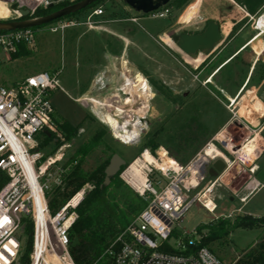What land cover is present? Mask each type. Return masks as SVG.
Returning a JSON list of instances; mask_svg holds the SVG:
<instances>
[{
    "label": "rangeland",
    "instance_id": "1",
    "mask_svg": "<svg viewBox=\"0 0 264 264\" xmlns=\"http://www.w3.org/2000/svg\"><path fill=\"white\" fill-rule=\"evenodd\" d=\"M2 2L9 11L18 10L17 4ZM246 2L187 0L182 6L169 5L166 18H154L152 15L134 13L122 0H101L78 15L63 18L80 23L76 26L51 32L50 28L57 26L56 21L36 29L33 46H26L30 49L28 55L9 61L2 56L0 84L13 85L43 72L50 76L58 73L56 80L59 89L49 94L54 121H67L79 129L69 140L56 130V139L47 144L44 136L39 135L38 147L43 145L41 153L48 158L61 146H69L63 149L65 161L83 143L98 136L100 144L82 158L81 169L84 172L92 171L108 158V154L114 152L127 164L118 179L138 197V193L126 183L123 174L128 176L125 171L134 161L145 163L143 153L147 152L157 159L159 152L165 151L159 148L153 153L143 147L144 143L155 132L170 127L173 113L180 111L184 115L189 111L196 112L198 118L199 112L201 120L196 125H204L205 128H193L196 134L203 136L217 129L196 153L191 155L190 149L181 154L183 158H188L185 165L193 159L197 160L198 154L203 156L206 145L218 135L217 142H213L218 149L231 144L236 151L231 152L234 155L226 156L228 163L223 172L216 178L207 175L201 185L188 195L191 198L199 194L202 203L210 201L216 207L214 212L208 213L201 205L192 204L181 222L174 225L178 233H194V239L199 234L204 237L208 231L204 229L198 233V227L219 220L233 224L236 218L244 215L264 216V186L251 197L252 189H246L252 180L264 185V138L260 135L264 128V116L255 118L256 123L250 125L239 115L240 106L234 107L243 95L248 97L241 105L246 111L250 110L249 105L253 101H259L264 106V79L255 85L257 70L251 82L245 86L250 70L246 63L251 64L256 57L264 63V28L255 29L257 18L264 16V1L254 13L246 9ZM95 9H102L103 16L95 18V27L89 30L82 23ZM245 14L247 16L243 19ZM16 17L0 20H13ZM36 17L41 16L34 13L30 18ZM207 21H215L222 26V42L208 58L202 57L196 65H191L188 58L170 42V38L183 32H200ZM244 44L250 48L239 55L241 61L232 60L217 73V69ZM121 72L126 73V78H120ZM230 77L232 82L229 81ZM223 85L224 89H221ZM251 98L253 101L249 102ZM205 100L210 103L209 106L205 105ZM213 108L224 111L227 120L221 126L210 121L213 117L209 118V112ZM135 116L141 118V131L137 139L129 135V130L120 127L122 118L131 121ZM252 137L256 138L257 150L254 159L249 161L237 152ZM226 138L232 142H227ZM56 140L64 142L56 148ZM80 159L77 158L78 162ZM142 171H145L144 176L149 183L162 186L173 181V178L179 181L187 178L181 173L175 175L171 172L163 176L151 166ZM247 197L249 199L245 204L240 202V199ZM26 227L20 232L24 252L29 243ZM263 236L262 229H235L207 249L225 264H233L242 257L243 250L261 243Z\"/></svg>",
    "mask_w": 264,
    "mask_h": 264
},
{
    "label": "built area",
    "instance_id": "2",
    "mask_svg": "<svg viewBox=\"0 0 264 264\" xmlns=\"http://www.w3.org/2000/svg\"><path fill=\"white\" fill-rule=\"evenodd\" d=\"M1 1L17 4L18 10L14 11L16 18L20 17L19 10H27L31 17L37 10L65 7L78 2ZM168 14L169 10L164 8L153 13L152 17L166 18ZM102 16L103 10L95 9L82 24L88 29H94V19ZM78 24L80 23L61 19L50 31H63ZM33 37L34 31L31 29L0 32V61L2 56L9 61L20 46H33ZM57 74L50 76L43 72L13 85L0 84V173L6 178V183L0 188V264H23L24 244L20 232L27 222L32 227L27 264H74L69 255L68 233L77 219L76 209L89 188L83 187L76 191L51 214L45 195L63 184L68 170L62 166L63 149L69 146H61L53 156L45 158L37 142V137L41 134H56L49 94L59 89ZM223 140L225 139L220 141ZM226 140L232 142L231 139ZM213 142H217L216 137L211 139L206 149L213 146L225 158L227 155H234L230 153L234 150L231 144L218 149ZM197 157V160L189 161L188 165L178 164L179 172L159 171L163 176H167L166 173L169 172L175 175L181 173L187 177L185 180L173 178V181L162 186L149 183L146 178L143 189L135 191L147 205L131 219L102 256H110L113 264H225L210 250L201 246L200 234L194 239V233H178L174 228L192 204L201 205L208 213H213L216 209L210 201L200 202L199 194L191 198L188 195L201 185L207 177L208 167L216 160H221L225 166L227 163L222 158H208L205 166L199 169L196 163L201 156L198 154ZM75 164L76 161L73 162ZM250 172L253 173V170ZM191 178L196 180L195 186L188 182ZM250 187L262 186L252 180L246 189ZM244 201L245 199H240L241 203Z\"/></svg>",
    "mask_w": 264,
    "mask_h": 264
},
{
    "label": "trees",
    "instance_id": "3",
    "mask_svg": "<svg viewBox=\"0 0 264 264\" xmlns=\"http://www.w3.org/2000/svg\"><path fill=\"white\" fill-rule=\"evenodd\" d=\"M80 1V0H78ZM101 0L90 5L87 9L96 6ZM246 9L250 13H254L255 10L262 5L264 0H247ZM187 0H171L169 5L179 4L184 5ZM178 6V7H179ZM63 6L54 7L47 10H37L35 16H46L53 11L62 8ZM84 11V10H83ZM80 11L76 14L69 15L68 17L78 15L82 13ZM66 18V17H65ZM39 27L30 28L35 31ZM29 50L26 46H20L18 52L11 56V59H16L20 56H26L29 54ZM240 54L234 56L232 60L240 59ZM231 60V61H232ZM230 61V62H231ZM229 62V63H230ZM229 63L224 64L217 69L219 73L222 68ZM250 67V63H246ZM258 65V66H257ZM257 66V68H256ZM257 74L254 77L255 85L264 79V63L257 61L251 71L247 84L251 82V78L254 72ZM216 73V74H217ZM232 82V77L229 81ZM228 86V85H227ZM224 89V85L221 86ZM205 105H210L205 100ZM145 109L144 104H142ZM223 109L218 110L213 108L209 112V118L211 122H215L218 126H221L227 119L223 115ZM196 112L184 113L182 115L180 111H177L171 115L173 120H170V127L164 131L161 129L151 135V138L144 143L143 147L149 149L154 153L159 148L165 149L164 153L169 154V158L175 160L177 163L185 165L187 159L181 156L182 153L191 150V155L196 153L205 141H207L216 132V129L210 130L205 135H198L193 129L205 128L204 125H196L201 120V116L198 112V118L195 116ZM141 118L135 116L131 121L126 117L122 118L120 127L129 130V135L137 139L139 132L141 131ZM55 120V119H54ZM55 122V121H54ZM195 124V126L193 125ZM56 129L64 134L66 140L75 136L78 132V126H73L67 121H61L55 123ZM113 126V123L112 125ZM197 126V127H196ZM45 144L52 139H56L54 135H44ZM64 141H55L56 148L63 144ZM101 142L98 136H94L91 140L83 143L68 159L63 162V167L68 168L64 175L63 184L59 188H54L45 195V199L51 214L59 209L76 191L83 187H88L87 193L76 209L77 219L72 225L68 233L69 238V255L74 264H113L110 256H102L109 245L115 240V238L127 227L131 218L134 215L140 213L145 207V202L134 194L125 184L118 179V175L127 165L121 168L118 175L110 180L109 185H104V169L107 166L109 159L114 154L111 152L108 154V158L100 163L96 168L90 172H84L80 167V162L84 156L93 151ZM43 145H40L42 148ZM107 148V147H106ZM166 154V153H165ZM80 157L81 159L77 160ZM76 164L73 165V162ZM6 183V178L0 173V188ZM26 232L29 235V243L24 252L22 263H28V254L31 248V235L32 227L30 223L26 224ZM207 230L206 236L201 239V246L209 248L210 244L218 243L223 240L229 233L235 229L253 230L262 229L264 232V216L252 217L244 215L235 219L233 224L229 221H218L217 223L208 224L197 228V232ZM175 235V234H174ZM102 256V257H101ZM233 264H264V236L261 243L256 244L254 247H250L242 251V257L234 261Z\"/></svg>",
    "mask_w": 264,
    "mask_h": 264
},
{
    "label": "water",
    "instance_id": "4",
    "mask_svg": "<svg viewBox=\"0 0 264 264\" xmlns=\"http://www.w3.org/2000/svg\"><path fill=\"white\" fill-rule=\"evenodd\" d=\"M97 1L99 0H80L74 4L57 9L46 16L36 18H30L27 10H19L18 14L20 17L13 20H0V32H10L49 25L69 15L83 11ZM170 1L171 0H122V2L134 13L143 16L152 15L168 5ZM220 28L217 22L207 21L202 31L197 33L183 32L175 36L172 43L180 53L190 60H196L199 54L208 58L222 42ZM260 135L264 138V128ZM125 164V161L119 155L113 154L111 156L104 169L105 186L109 185L110 180L119 174L121 168L124 167ZM224 169L225 164L221 160H216L207 170V175L216 178Z\"/></svg>",
    "mask_w": 264,
    "mask_h": 264
},
{
    "label": "bare ground",
    "instance_id": "5",
    "mask_svg": "<svg viewBox=\"0 0 264 264\" xmlns=\"http://www.w3.org/2000/svg\"><path fill=\"white\" fill-rule=\"evenodd\" d=\"M16 15L17 14L15 12L9 11L8 8L6 7V5L0 0V19L14 18V17H16ZM262 28H264V16H262L261 18H259L255 22V29H262ZM175 36H177V35L171 36L170 42H172V40ZM203 57H204V55H203ZM191 61L194 62L195 60H191ZM125 74L123 72H121L120 78H122V77L126 78ZM247 93H248V95H253L252 92L251 93L247 92ZM247 98H248L247 95H243L240 98L239 104H237V105L235 104L236 106H234V107L240 106V109L238 111L239 115L243 116V118L245 119V121L247 123H249L250 125H254L256 123L255 118H257V117L261 118L264 116V106L259 101L254 102L251 98L249 100V102L253 101V103H252V105H249V106H251L250 110L246 111L241 105L243 102H246L248 100ZM219 137H220V135H218L216 137V139ZM227 149L229 150L228 147H227ZM256 150H257L256 138L252 137V138L247 139L244 142L243 146L240 148V150L237 152V154L240 156L242 155L243 158H246L250 161V160L254 159ZM232 151H233V149L231 150V152ZM215 157L222 158L226 161V163H228L227 158H225V156L222 153H220L215 147L209 146L205 150V154L199 158L196 165L199 169H202L205 166L206 160L208 158L210 159V158H215ZM142 158L144 159L145 163H143L141 160H136L132 164H130L128 169L125 171L129 177L127 175H125V173L123 174V176H124L123 178L126 180V183L134 190L138 189L139 191H141L144 187L146 177L144 176L145 171L143 172L142 169L147 170V168L151 166L154 169L161 171V172H166L168 170H172L174 172H179V170H180V168H179L180 165H178V163L176 161H174L173 159L167 157L163 152H159L157 159L151 157V155L147 152L143 153ZM253 169H255V168H253ZM163 170H165V171H163ZM189 170H191V168H189ZM188 182L192 186L196 185V180L194 178L189 179ZM250 188L252 189V187H250Z\"/></svg>",
    "mask_w": 264,
    "mask_h": 264
},
{
    "label": "crops",
    "instance_id": "6",
    "mask_svg": "<svg viewBox=\"0 0 264 264\" xmlns=\"http://www.w3.org/2000/svg\"><path fill=\"white\" fill-rule=\"evenodd\" d=\"M232 4H234V5H237V4H235L234 2H231ZM246 16H247V14H245V16L243 17V19H245L246 18ZM215 22V21H214ZM220 27H222V26H220ZM90 30V29H89ZM220 32H221V37H222V31H221V28H220ZM190 33V32H189ZM250 41V40H249ZM246 44V43H245ZM245 44L243 45V46H241L240 48H239V50L237 51V52H235V54H233L232 56H230L229 58H228V60H226L225 61V63L224 64H226V63H229L231 60H232V58L234 57V56H236V55H238V54H241L245 49H247V48H250L248 45L245 47ZM259 59H257V57L255 58V60L251 63V65H250V67H249V77H250V74H251V71H252V69H253V67H254V65H255V63L258 61ZM224 64H222V66L224 65ZM222 66H220V67H222ZM217 72V71H216ZM215 72V73H216ZM248 77V78H249ZM246 81H248V79L246 80ZM259 83H261V82H259ZM245 86H247V83H245ZM259 183V182H258ZM260 184V183H259ZM260 186H264V185H262V184H260ZM262 187H252V193L249 195V197H251L252 195H254L256 192H258V190L260 189V188H262ZM249 197H247V198H245V201L243 202V204H245L246 202H247V200L249 199Z\"/></svg>",
    "mask_w": 264,
    "mask_h": 264
},
{
    "label": "flooded vegetation",
    "instance_id": "7",
    "mask_svg": "<svg viewBox=\"0 0 264 264\" xmlns=\"http://www.w3.org/2000/svg\"><path fill=\"white\" fill-rule=\"evenodd\" d=\"M263 5H264V4H263ZM206 23H207V22H206ZM206 23H205V25H206ZM229 31H230V30H229ZM202 57H203V55L200 54L194 62H192V61L189 60V59H187V60H188V62H189L191 65H196V64L198 63V61H199Z\"/></svg>",
    "mask_w": 264,
    "mask_h": 264
}]
</instances>
